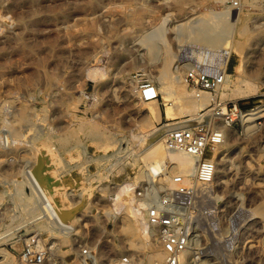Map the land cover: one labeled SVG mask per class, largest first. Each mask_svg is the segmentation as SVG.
I'll use <instances>...</instances> for the list:
<instances>
[{
	"label": "rangeland",
	"instance_id": "1",
	"mask_svg": "<svg viewBox=\"0 0 264 264\" xmlns=\"http://www.w3.org/2000/svg\"><path fill=\"white\" fill-rule=\"evenodd\" d=\"M231 1L0 0V234L28 219L16 191L23 197L30 190L18 183L25 181L24 171L41 168L42 154L48 149L55 155L57 182L63 186L67 211L77 217L70 234H58L41 219L0 239V250L21 264L16 234L38 232L46 245L44 264H114L115 252L118 260L127 256L126 238L113 231V222L124 207L119 212L112 201L124 182L145 180H137L144 170L140 152L145 145H138L131 136L146 131L141 128L144 106L137 91L142 83L161 87L155 75L160 60H142L139 53L143 50L137 52L133 42L142 35L143 25L157 27L167 18L157 31L162 34H156L167 40L171 54H183L185 61L207 57L225 66L228 77L216 94L208 93L214 100L198 112L225 109L227 123L225 116L211 112L200 119H194L197 115L174 119H190L192 125L229 132L221 145L210 150V158L217 162L218 157L224 165L218 183L201 188L209 211L194 210L197 217L190 223L193 245L187 264H264V221L254 215L258 203L264 202V0ZM222 5L232 6L230 19L245 14L250 39L261 38L263 51L257 62L245 58L248 45L237 49L233 41L237 25L210 22V13H222ZM204 33H211L216 41L222 35L228 39L210 51L186 39ZM177 57L172 56L171 68L180 65ZM186 63L193 64L192 59ZM256 63L262 69L260 80L248 81L259 83L258 92L248 98L231 97V90L244 87L240 80L247 78L245 69ZM92 70L96 71L93 75ZM185 85L195 89L186 79ZM180 86L175 81L171 89L179 93ZM158 106L164 123L161 96ZM259 106L262 114L254 118L251 132L245 131L238 112ZM20 114L28 118L19 121ZM82 124H96L110 136L109 145L98 148L97 142L79 131ZM69 133L74 137L61 146V137Z\"/></svg>",
	"mask_w": 264,
	"mask_h": 264
},
{
	"label": "bare ground",
	"instance_id": "2",
	"mask_svg": "<svg viewBox=\"0 0 264 264\" xmlns=\"http://www.w3.org/2000/svg\"><path fill=\"white\" fill-rule=\"evenodd\" d=\"M224 1H227V0H220V2H224ZM231 2L233 4L234 1L232 0ZM222 6L224 9L222 13H219V14L210 13L209 15L210 22L214 23V25H219V26L223 24L224 25L234 24V26L237 25L239 27V30H238V33L236 34L237 36L235 37V39H233L237 49H241L245 47L246 45H248L249 50L245 54V58L249 62H251L250 60L252 58H253L252 61H256L259 58V56L262 55V51H263L261 38L255 37L254 39H250V31L245 29L246 28L245 27V20H246L245 14L238 15L236 19H232V18L230 19V16L232 14L231 12L232 6L231 5H222ZM166 21H167V18H164L162 19L161 21L162 23L160 24H164ZM150 23L151 22H149V24ZM143 26L144 27L142 30L143 31L142 35L139 36V38H136L134 40L133 45L137 46V49H136L137 52H139L140 50H143V53L141 54L139 53L142 60L144 61H146L147 59L151 61L156 60V59L160 60V63L158 65L160 66V68L155 73V75L161 85L160 88H157V91L159 92L162 98V103L165 106V109H164L165 119L170 121V120H174L177 118H181L183 116L194 117L196 115L197 117L194 119H200L205 114H208L209 112H211V110H209L203 116L198 114L200 110L205 109L207 107L210 101L214 100V97H212L206 92L196 91V90H193L191 87H187L185 85V77L183 80V76H185V73H186L185 71H188V70L190 71L194 67L193 64L186 63V62L191 61V59L185 61L184 58H182L183 54H182V57H180V55L177 57L176 55H173L170 53L167 40H165L163 36L157 35V34H162V33H157L158 29H160L162 26L154 27L152 24H150L149 26L147 25H143ZM166 30H168V28ZM205 34L207 33L202 34V36L200 37L195 36L198 39H196L194 36H187L188 38L184 36V38L191 40L193 44L199 46L200 48H204L203 50L205 51L206 50L210 51V48H214L215 45H218L219 43H223L228 39L226 35H222L216 41L215 38H213V35H211V33H208L210 34L209 36H205ZM177 36L178 38L182 37L181 34ZM203 50H199V51H203ZM208 55H209V52H208ZM172 56L177 57L180 62L179 63L180 65H178L177 67L175 65H173L172 68L170 67L173 61ZM194 58H198L199 61H202L203 59H206L207 57L194 56ZM245 70H246L245 75L247 78H243L240 80L241 83H244V87H238L234 90H231L230 96L234 97V99L235 98L237 99L248 98L254 95L255 93H257L259 90L260 86L258 82H257L258 85H256L254 84V82L251 83L248 80L253 79V78L258 80L260 75L262 74V69H259L258 64H257V66H248L247 69ZM91 72H92V75L96 73V71H93V70ZM98 76L101 77L100 79H102L103 74H99ZM227 78L228 77L225 76V83L227 82ZM175 81L182 84V86H180L182 91L179 93H176L175 91L171 89V84L172 82H175ZM261 82H264V79L261 80ZM137 92L139 93V95H141L139 91ZM224 93H222V96H225ZM141 105L144 106V117H143L144 121H143L141 128L144 130L146 129V131L141 132L142 136H139L137 134L131 135L132 139L134 140L137 139L138 145L139 143H142L143 145H145L144 148L140 152V156H141L140 159L142 162H144V165H143L144 170L142 173H140V176H138L137 180L143 177H145V180H147L149 177L157 175L159 172H165V177L163 178V180L167 184V186H170L172 184L171 176L174 174H178L182 176L184 179V183H189L194 173L195 159L186 153L167 149L161 143L160 139L155 138V134H154L155 127L152 128V124L154 122L159 123L161 120V114H160V109L158 106V101L154 100L150 102H141ZM262 112H263V109L259 106V107H254L253 109L247 110L245 113H242V116H243L242 119L243 121H245L244 123L245 131L250 130L249 132H251L252 125L254 124L253 123L254 118L262 114ZM20 115H21V118H18V120L21 119L22 121H24L26 118H28V117H25V114H20ZM22 121L20 123H22ZM29 121H26L24 123H28ZM79 131L85 134L87 137H89L90 140L97 142L96 144H98L97 146L98 148H102L103 146L107 147L109 145L107 141L108 139H110V136L105 134L96 124H87V125L82 124L81 126H79ZM220 132L225 141L226 138L228 137L229 132L225 128H221ZM73 137H74L73 133H69L61 137V140L59 141L60 145L61 146L67 145ZM137 158L139 157L137 156L136 159ZM40 161L43 162L41 164V168H39L38 171L36 169L24 171L25 177L23 180L25 181L24 182L19 181L18 183L20 187L23 185H27L30 191L26 193L23 197H20L21 195L20 190L16 191L17 199L22 203L23 208H24L23 211L28 216V219L25 220L24 222H21L20 225L18 224L19 226H17L16 224V228L8 229L4 234H0V239L10 237L13 234H15L18 229L28 226L32 223H35L41 219H45V222L51 225V227L55 231H57L58 234L65 236L69 232L64 231L62 228H60L58 222L61 225L68 226V223L73 225V223L77 221L76 214L73 216L67 211V208H66L67 199L64 194L63 186L59 182H57L56 168H55V165H56L55 155L48 149L45 153L42 154ZM216 161L217 162H215L216 169H215V175L213 178V184L218 183L219 178H220L219 169L221 166L224 165L222 160H219L218 157L216 158ZM141 181H144V180H141ZM124 183L125 184H121L119 186L116 192L117 197L112 201L113 202L112 204H114L118 208L119 212L122 210L121 208L124 207V209L122 210V213H120L119 216L115 218V220L113 219L115 221L113 222L114 223L113 231L119 233L121 236L126 238L124 253L127 254V256L131 258L134 264H142L143 258L146 260L144 264H164L165 254L161 248V245L158 242L157 234L153 229H151L147 225L144 215L136 209L134 198H133V191L131 189L132 184L130 182H124ZM19 186L17 187V189L19 188ZM14 188L16 190V187ZM121 197L124 198L123 201L121 200ZM215 198H217V196ZM198 199L199 198H197L196 200L197 210L203 213L205 210L209 211L207 200L203 197L202 192H201L200 199L199 200ZM254 210H255L254 215L260 216V218L263 219L264 221V202L258 203L257 208H255ZM251 213L253 215V208L251 209ZM41 214L43 216L42 218L40 217ZM194 216L197 217V215H194ZM49 218L52 219L54 223H52L49 220ZM205 218H206L205 222L207 226L209 228H212V222L209 219V217L205 216ZM70 220L72 221L68 222ZM152 238H154L155 243L153 242ZM192 245H193V236L190 234V241H189L187 249L182 253L180 257V264H187L190 246ZM17 249L20 250V246H18ZM141 249H147V251L141 252ZM115 255L117 259L114 260V264L117 263L116 261L118 260V257H120V255H118L116 252H115ZM0 264H19V262L17 261L15 263V261H13V259L11 258V255L6 250L2 249L0 250Z\"/></svg>",
	"mask_w": 264,
	"mask_h": 264
},
{
	"label": "built area",
	"instance_id": "3",
	"mask_svg": "<svg viewBox=\"0 0 264 264\" xmlns=\"http://www.w3.org/2000/svg\"><path fill=\"white\" fill-rule=\"evenodd\" d=\"M191 59L194 67L186 71V81L195 87L193 90L216 94L225 81L226 67L214 64L207 58L202 61L194 57ZM139 92L141 102L158 101L160 98L157 88L151 83H142ZM211 113L225 116V122H228L225 109L213 108ZM238 114L242 117L241 111ZM154 130L155 138L160 139L167 149L186 153L195 159V169L189 183H184L182 176L174 174L171 176L172 184L167 186L163 180L165 172H159L144 181L130 182L136 209L157 234L165 254L164 264H180V257L190 241L189 228L195 218L196 200L201 188L213 183L216 166L215 160L209 156L210 150L223 143V136L216 127L208 125L202 128L200 124L192 125L189 120H165L164 123L156 124ZM62 175L65 173L62 172ZM49 220L54 223L52 219ZM58 224L68 234L74 231L70 223L68 226ZM16 235L21 246L20 251L16 252L21 264H44L47 253L41 234L32 232L20 235L19 232ZM82 253L87 252L83 250ZM117 264L134 263L129 256H122ZM190 264L195 263L191 261Z\"/></svg>",
	"mask_w": 264,
	"mask_h": 264
}]
</instances>
